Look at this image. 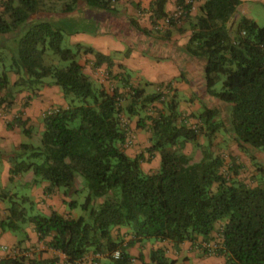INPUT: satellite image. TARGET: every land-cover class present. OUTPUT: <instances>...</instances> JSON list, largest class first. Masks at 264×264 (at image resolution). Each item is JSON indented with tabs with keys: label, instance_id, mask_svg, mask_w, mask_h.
Instances as JSON below:
<instances>
[{
	"label": "trees",
	"instance_id": "1",
	"mask_svg": "<svg viewBox=\"0 0 264 264\" xmlns=\"http://www.w3.org/2000/svg\"><path fill=\"white\" fill-rule=\"evenodd\" d=\"M118 1L0 0V51H6L0 53V107L9 109L17 94L37 95L46 86L59 87L68 103L67 108L45 115L40 146L22 144L8 156L10 181L32 172L34 185L49 184L45 195L64 189L68 196L78 178L88 189L82 208L85 215L78 218L54 210L50 215L36 213L30 198L2 190L0 198L9 207L0 221L1 233L23 235L20 249L31 225L39 241L63 254L66 264H80L91 253L101 254L103 264H133L130 249L139 243L180 245L202 237L209 244L219 233L222 241L215 256L224 257L225 264H264V162L259 158L264 156V27L242 17L231 29L240 0H174V14L166 10L171 0H155L149 9L151 28L120 11ZM197 2L203 4L194 16ZM79 4L100 19L126 16L139 37L136 42L129 39L133 47L145 53L156 49L158 59L166 58L163 49L173 41V34L184 33L180 21L187 22L191 36L184 52L203 67L206 92L213 101L203 105L197 124L181 116L175 96H170V84L164 91L148 94L132 83L123 66V72L114 73L112 56L82 44L63 47L65 35L82 33L65 28ZM133 50L129 48L124 57L129 58ZM47 55L52 57L51 64L46 62ZM83 55L93 56L94 69L107 66L102 72L109 76L105 78L111 90L101 83L104 78L97 81L86 73L80 63ZM11 74L16 77L14 83ZM219 83L220 91L216 90ZM224 109L239 149L260 160L257 186L238 179L242 166L236 158L231 157L225 171V158L211 148L215 134L225 125L220 119ZM135 117H139L138 129L151 133L148 158L126 152L133 141L130 120ZM26 125L19 116L7 127H19L28 134ZM202 136L207 137L208 146L202 159L194 162L182 152L188 143L198 145ZM157 155L160 167L146 173L143 163ZM68 204L71 210L79 206L77 201ZM122 228L128 229L129 240L121 236ZM115 230L118 238L113 236ZM202 249L209 255L207 248ZM22 250L0 264H59L58 256L28 258L27 249ZM117 251L120 257L115 259ZM137 259L142 264L177 263L162 248L151 251L150 262L142 254Z\"/></svg>",
	"mask_w": 264,
	"mask_h": 264
},
{
	"label": "crops",
	"instance_id": "2",
	"mask_svg": "<svg viewBox=\"0 0 264 264\" xmlns=\"http://www.w3.org/2000/svg\"><path fill=\"white\" fill-rule=\"evenodd\" d=\"M153 1L155 0H119L118 3H121V6L117 7L120 8L121 11L128 13V16L136 18L138 21H140V19L147 21L144 27L151 28L149 9ZM240 1L241 5L238 7L237 13L230 25L231 29L237 25L242 17H247L254 21L249 14V4H258L264 7V0ZM202 4L203 2H197L194 4V16L199 14ZM166 10L169 14H174L176 12L177 9L174 0H171L168 3ZM82 11H85L86 14L90 15H93L94 13L98 20V13L91 10L88 12L86 8L84 9L81 7L72 15L79 16L80 14L81 16ZM83 17L85 18V16ZM84 18L81 17L82 20ZM64 19H66V17H64ZM85 20L87 19L85 18ZM179 28L184 29L185 31L184 33L175 32L173 34V41L168 44V47L165 50L163 49L166 58L153 59L152 61L144 57L139 50L132 51L129 58H124L122 53L125 51L126 47L122 43L123 39L119 37L118 39L112 36L101 37L99 36L100 34H98L99 32L95 33L93 31V35L90 33H78L71 35L70 38L72 39V45L82 44L84 46L92 47L96 51L107 56H112L115 62L113 68L115 74L123 72V70L120 69V66H123L127 71L131 70L132 72H136L138 77L131 79L135 86H141L140 83L142 81L144 82L145 79V82H149L155 86V91H164L165 87L170 84V96H175L181 116L189 120L190 123L197 124V116L202 113L203 105H211L213 104V101L206 92L203 67L188 57L184 52V47L189 42L191 31L187 26L182 27L179 25ZM93 59L92 55H83L80 59V63L85 66L86 73L93 79L97 80L100 77L101 72L107 69V66L103 65L99 69H94L92 66L86 65L87 61H90V64L92 65ZM11 81L12 83L16 81V77L13 74H11ZM166 93H168V91ZM29 97L30 100L28 101ZM26 102H28V106L25 107L24 105ZM155 105L162 108L161 104ZM67 106L68 104L59 87L46 86L37 96H33L28 92L17 94L13 106L9 109H5L4 106L0 107V193L2 190H7L11 195L17 194L20 197L22 196L21 193L9 190V185L11 183V165L8 162V155L18 150L22 144H25V135L31 139H33L35 135H38L40 139L44 131L45 115L57 108H67ZM19 116L22 120L26 121V130L28 131V134L24 133L23 129L19 127H15L14 129H9L7 127L8 123L13 122L14 119ZM138 121L139 117L130 120V134L133 138L134 145L131 148H126V152L133 157L139 154H145L147 157L148 154L146 153V149L151 147V133L146 130L138 129ZM136 142L139 143V146L135 147ZM192 147L193 145L188 143L183 150L184 153L190 156ZM150 162L153 163L154 169L157 170L160 167V156L157 155ZM150 162L143 163L142 167L144 171L145 165ZM26 176L25 178L24 175L15 177L12 182L25 184V186L26 184L28 185L32 183L34 179L33 173L30 172L26 174ZM48 185V183L43 182L40 185L31 186V194H34L37 198L36 201L40 202V205L38 206L39 209L46 207L47 214H50L52 210L64 214L66 210L64 206V197H61L60 195L61 190H55L51 195H45V190ZM23 196L28 198L31 197V195L28 196L27 194ZM8 207V202L3 201L0 198V221L6 218ZM66 214L70 213L66 211ZM26 232L28 233V240L25 241L22 248L18 249V243L23 238L18 237L12 232L1 233L0 230V260L6 257L15 256L23 251L22 249H27L24 252V255L30 254L31 251H34L36 252V256L34 257L42 259H50L58 256L60 259L59 264H66L65 257L62 254L48 250L47 245L39 241L38 235L33 226H27ZM127 232L128 229L126 228L120 230L121 236H125L126 240H129L130 236L127 235ZM113 236L114 238H118L119 231L115 230ZM203 243L204 241L202 237H199L196 242H185L180 245L168 241H146L139 243L130 249V254L135 258L133 264H142V262L137 259L141 254L144 256L146 262H150L149 258L151 251L160 248L166 251V254L170 259L176 260V264H225L224 257L209 256L205 254L202 249ZM99 261V264H103L105 258H102ZM87 264L92 263L89 262Z\"/></svg>",
	"mask_w": 264,
	"mask_h": 264
},
{
	"label": "rangeland",
	"instance_id": "3",
	"mask_svg": "<svg viewBox=\"0 0 264 264\" xmlns=\"http://www.w3.org/2000/svg\"><path fill=\"white\" fill-rule=\"evenodd\" d=\"M123 1H125V0H123ZM81 4H79L77 9H79L80 7L83 8L84 5L82 4L83 5L82 6ZM117 6L118 7L121 6V3H118ZM119 10L121 11L120 8H119ZM87 11L89 12L90 9L87 10ZM84 12L85 11H82V15L81 16H80V14H79V16L71 15L73 17L71 19L67 20V24H66L65 28L69 29V30L72 29L73 31L74 30L80 31L82 33H85V32L86 33H90L91 35H93L94 32L95 33L100 32V34H102V35H99V36H101V37L112 36V37L118 39V37L120 36V37H122V38H124V39H126L128 41V42H126L125 40H122L123 45H125V47H126L125 51L122 53L123 56H124V53L129 48H133L134 49L133 51H138L139 50L138 48L133 47V45H134L133 42L129 41V39L132 37V38L135 39V42H136V41H138L139 37H137V33H135V31L132 30L129 27L128 20L126 19V16L123 17V18H117V19L111 18V16L109 18H107L106 16H104V17L102 16L101 19L98 17V20H97V18L95 17L96 15L94 13H93V15H90V14H86V12L85 13ZM249 14L251 15L252 19L260 27H264V7H262L261 5H258V4H249ZM126 15L128 16V13H126ZM83 16H85V18L87 20H85V18ZM81 17L84 18V19L82 20ZM146 22L147 21H143V19H140V21H139L140 25L143 26V27L145 26ZM179 25L182 26V27L183 26H187L188 27V24L185 21H180ZM109 28H110V30H109ZM114 29L117 30V33L115 31H112ZM84 30H85V32H84ZM106 31H110V32L106 33ZM139 45H140L141 48H143L142 47L143 46L142 42L139 43ZM74 46L75 45H72V39L70 38V36L69 35H65V40H64V43H63V47L64 48H74ZM150 50H153V51L151 53L147 52V51H146V53L141 51V50H139V51L148 60L152 61L153 59H158L157 58L158 56L156 55L157 56L156 57L155 53L156 54H159V53L158 52L154 53V50H156V49L152 48ZM5 52L6 51H4V50L0 51L1 54L5 53ZM49 55H47V57H46V62L51 64L52 63V57L49 56ZM6 59H7V66H10V64H11L10 57L6 58ZM86 65L92 66L90 64V61H87ZM140 70H142V69H140ZM129 73L131 74L132 78H137L138 77V74L136 72H134V71L132 72L130 70ZM105 76H107V73L106 72H101V75L97 79V81H100V80H102L104 78L105 81L101 82V83L105 84L106 88L111 90L112 89V85H110V83H108L107 80H106V78L107 77L109 78V76H107L106 78H105ZM50 80L51 79L47 80V82H50ZM95 83L97 84V82H95ZM140 85H141L142 88H144L146 90V92L148 94H152V93L156 92L155 91L156 90L155 86L153 84L149 83V82H145V79H144V82L142 81L140 83ZM50 87H52V86H50ZM221 87H222V83L217 84L216 90L220 91ZM42 90L43 89H41V91ZM41 91H39L37 93V95ZM31 95L37 96V95H34V94H31ZM220 119L221 120L223 119L222 121H225L224 122L225 125H223V127L215 134V136L213 138V141L211 143L212 150L216 154L223 155V157L225 158V160L227 162L225 171L227 170V168L231 164V157L236 158L237 161H238V165L242 166V168L240 169V173H239L238 179L242 180L243 182H245L249 186H252V187L253 186H257V184L259 182V178L258 177H259L260 174H259V171H258V168H257L256 164L260 160L264 162V156L261 155L259 157L260 160H252L249 154H247V153L243 152L241 149H239L238 145L233 140L232 134L230 133V130H229L230 127H229V123H227L228 122V111L227 110H225V109L223 110V116ZM42 135H43V133H42ZM24 137H25L24 138V143L25 144H32L34 146H40L41 145L42 136H41L40 139H39L38 135H35L33 137V139L28 138V136H26V135ZM190 144L193 145L190 157L192 158V160L194 162L200 161L202 159V157H203V151L208 146L207 137L202 136L200 138L199 142H198V145H195L194 143H190ZM133 145H134V142L132 141V144L128 148H131ZM136 146H139L138 142L135 143V147ZM182 153H184V151ZM147 158H148V155H147ZM155 170L156 169H154L153 163L150 162V163H147V165H145V171L146 172L149 173V171H155ZM25 176H26V174L24 175V178H25ZM26 178H27V176H26ZM78 180H79L78 185L75 186V188L69 193L68 196H65V194H64L65 190L64 189H62L60 191L61 197H64L65 210L68 213H70V214H66V211H65L64 214L65 215H71L74 218H78L80 216L85 215V212H84V210L82 208H83V206H84V204L86 202V197L88 195V189L83 187V182L81 181V178H78ZM32 185H34L33 181H32V183H30L28 185L26 184V186H25V184L16 183V182H12L11 181V183L9 185L10 186L9 190H11V191L14 190V191H16L18 193H21V195H22L21 197H23V195H25V194H27L28 196L31 195V197H29V198L31 199L32 202H34L35 212L36 213H42L44 215H50L51 213L47 214V208L46 207H42V209H39L38 206L40 205V202H37L36 201V199H37L36 196H34V194H31L32 192H31L30 189H31ZM37 185H40V184H37ZM71 201H77L79 203V206L76 209H74V210H71L70 206L68 204ZM16 235L18 237H20V238L21 237L24 238L23 235H21V234H16ZM221 241L222 240H221L220 234L216 233L214 235V239L211 240L209 244L212 246V248H216V246L221 244ZM138 255H140V254H138ZM25 256H27L28 258H35L34 256H36V252L31 251L30 254H26ZM209 256H215V252L214 251L210 252ZM217 257H219V256H217ZM99 263H100V261L97 262V264H99Z\"/></svg>",
	"mask_w": 264,
	"mask_h": 264
},
{
	"label": "built area",
	"instance_id": "4",
	"mask_svg": "<svg viewBox=\"0 0 264 264\" xmlns=\"http://www.w3.org/2000/svg\"><path fill=\"white\" fill-rule=\"evenodd\" d=\"M175 16L176 17H178V16H180V13L179 12H177L176 14H175ZM168 22V21H167ZM56 110H53V111H50V112H48L49 114H52V113H54ZM132 144V142L131 141H129V143H128V146H130ZM202 247L203 248H207V250H209L210 252H215V250L218 248V246H216V248H212V246L210 245V244H206L205 242L203 243V245H202ZM50 251H52V252H54L53 250H51L50 249ZM55 253V252H54ZM63 255V254H62ZM64 256V255H63ZM65 257V256H64ZM113 257L115 258V259H118L119 257H120V252L119 251H117V252H115L114 253V255H113ZM66 258V257H65ZM103 258V256L101 255V254H88L87 256H85L84 258H83V260H82V262L80 263V264H87V263H89V262H91L92 264H97V262L99 261V260H101Z\"/></svg>",
	"mask_w": 264,
	"mask_h": 264
}]
</instances>
